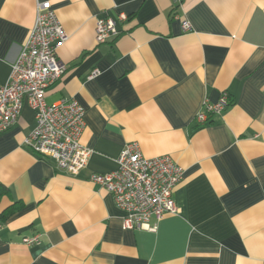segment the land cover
<instances>
[{
  "label": "crops",
  "instance_id": "0c3cea01",
  "mask_svg": "<svg viewBox=\"0 0 264 264\" xmlns=\"http://www.w3.org/2000/svg\"><path fill=\"white\" fill-rule=\"evenodd\" d=\"M38 1L67 35L56 49L65 70L45 101L83 107L79 143L90 155L71 174L35 153V113L23 104L0 132V264H264V0H0V87ZM106 16L120 33L99 44ZM222 92L227 108L197 125ZM133 141L182 170L179 212L155 230L125 228L112 194L90 179ZM33 235L38 243L22 242Z\"/></svg>",
  "mask_w": 264,
  "mask_h": 264
},
{
  "label": "built area",
  "instance_id": "2783aa9c",
  "mask_svg": "<svg viewBox=\"0 0 264 264\" xmlns=\"http://www.w3.org/2000/svg\"><path fill=\"white\" fill-rule=\"evenodd\" d=\"M119 18L126 16L120 14ZM182 28L188 30L189 24L184 21ZM119 33L112 17L97 18V43L111 40ZM66 38L50 1H38L28 37L11 63L7 81L0 87V132L17 120L23 104L27 103L35 113V127L27 144L35 153L54 159L59 170L75 174L86 166L90 155V150L79 143L84 109L74 99L50 104L45 101L46 90L65 70L56 49ZM98 72L94 69L89 78ZM228 105L226 92L214 103L205 100L195 115L196 124L207 123ZM116 165L111 172L92 174L90 179L112 194L115 205L124 213L125 228L155 230L156 221L166 214L179 212L172 195L182 178V170L170 156L145 157L138 142L133 141L123 146ZM22 242L36 244L39 237L25 236Z\"/></svg>",
  "mask_w": 264,
  "mask_h": 264
},
{
  "label": "trees",
  "instance_id": "16d2710c",
  "mask_svg": "<svg viewBox=\"0 0 264 264\" xmlns=\"http://www.w3.org/2000/svg\"><path fill=\"white\" fill-rule=\"evenodd\" d=\"M1 190L3 191L4 189H1ZM4 191H5V190H4ZM10 213H11L10 209H9V210H6L5 212H3V213L1 214V218H2V219L7 218V217L9 216Z\"/></svg>",
  "mask_w": 264,
  "mask_h": 264
}]
</instances>
